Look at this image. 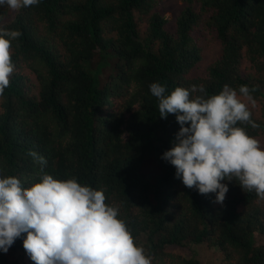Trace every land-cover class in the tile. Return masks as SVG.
<instances>
[{
	"label": "trees",
	"instance_id": "obj_1",
	"mask_svg": "<svg viewBox=\"0 0 264 264\" xmlns=\"http://www.w3.org/2000/svg\"><path fill=\"white\" fill-rule=\"evenodd\" d=\"M159 1L41 0L10 21L13 9L0 6V24L22 33L0 95V174L28 186L43 170L103 189L152 264H204L165 250L188 244L217 248L219 264H264V199L234 178L222 181L229 191L221 205L215 193L176 178L161 156L180 125L175 114L159 116L149 88L195 85L205 92L192 96H211L226 84L247 85L264 99V0H181L172 31L155 11ZM214 44L219 53L206 74L193 76L203 48ZM250 112L259 127L237 126L256 138L264 116ZM17 252L35 264L23 236L0 252V264H22Z\"/></svg>",
	"mask_w": 264,
	"mask_h": 264
},
{
	"label": "clouds",
	"instance_id": "obj_2",
	"mask_svg": "<svg viewBox=\"0 0 264 264\" xmlns=\"http://www.w3.org/2000/svg\"><path fill=\"white\" fill-rule=\"evenodd\" d=\"M41 0H0V6L20 10ZM2 19V18H0ZM22 33L0 24V95L14 72L11 44ZM151 94L159 101L161 118L175 114L180 125L172 147L161 159L175 167L176 178L200 194L215 193L223 205L228 183L237 179L241 189L264 199V145L239 124L259 127L251 119V89L224 85L211 96L203 87L177 86L168 93L153 82ZM33 156L43 166L44 157ZM103 189L81 184L76 178L58 179L43 172L25 186L19 178L0 174V252L7 253L23 236V248L35 264H152L138 244L119 208L106 203ZM26 234V235H24Z\"/></svg>",
	"mask_w": 264,
	"mask_h": 264
},
{
	"label": "rangeland",
	"instance_id": "obj_3",
	"mask_svg": "<svg viewBox=\"0 0 264 264\" xmlns=\"http://www.w3.org/2000/svg\"><path fill=\"white\" fill-rule=\"evenodd\" d=\"M183 7V2L181 0H160L158 6L155 8V11L160 13L164 18H166L167 23L166 27L169 30L174 29L176 16L181 11ZM17 10H12V12L5 18L10 21L15 17ZM141 31L146 29L145 21L139 23ZM219 53V45L214 44L212 47H204L202 50V60L198 63V65L193 69V76H203L206 74L208 66L212 63V61L217 57ZM243 67L245 69H249V65L243 63ZM249 109L255 113L256 115L264 116L262 113L264 111V99L258 97L257 99L253 98L252 102H248ZM262 112V113H261ZM261 143L264 145V131H261L260 134L256 137ZM153 166L150 162H146L143 169L149 170V168ZM152 178H155L152 175ZM258 240V239H257ZM259 241V240H258ZM166 251H170L175 254H179L182 256H195L198 257L202 263L204 264H219L222 259L221 252L215 247H208L204 244H188L185 247H174L167 246L165 248ZM17 258L22 260V264H26L27 258L23 256L21 252H17Z\"/></svg>",
	"mask_w": 264,
	"mask_h": 264
}]
</instances>
